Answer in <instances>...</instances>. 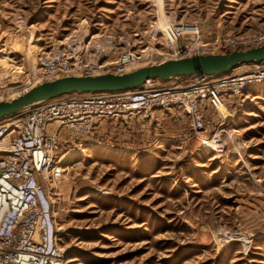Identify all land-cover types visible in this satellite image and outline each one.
Masks as SVG:
<instances>
[{
  "label": "rangeland",
  "instance_id": "obj_1",
  "mask_svg": "<svg viewBox=\"0 0 264 264\" xmlns=\"http://www.w3.org/2000/svg\"><path fill=\"white\" fill-rule=\"evenodd\" d=\"M179 23L211 44L250 36L264 31V0H0V79L56 47L86 46L105 67L127 47L153 49L151 65L178 59L161 54V34L174 42ZM223 113L238 133L221 153L162 113L63 131L51 199L67 264H264V87Z\"/></svg>",
  "mask_w": 264,
  "mask_h": 264
},
{
  "label": "built area",
  "instance_id": "obj_2",
  "mask_svg": "<svg viewBox=\"0 0 264 264\" xmlns=\"http://www.w3.org/2000/svg\"><path fill=\"white\" fill-rule=\"evenodd\" d=\"M168 25L182 45L172 47L170 43L174 45L176 37L170 42L161 34L163 50L167 51L161 54L169 57L226 54L264 44V31L211 44L201 39L196 24ZM85 50L86 46L56 47L37 56L28 63L24 78L0 79V102L59 78L95 76L96 72L123 75L153 64V49L137 51L127 47L110 67L101 65L99 57L86 59ZM258 87H264V62L238 67L223 76L147 81L135 91L67 95L34 104L1 121L0 264H67L58 244L51 199V184L63 174V131L88 134L107 122L151 120L155 113H162L186 124L188 133L198 142H212L218 147L213 153H221V137L231 139L238 133L235 128H225L230 116L223 112L230 100L239 103L248 90ZM5 140L7 145L3 144Z\"/></svg>",
  "mask_w": 264,
  "mask_h": 264
},
{
  "label": "water",
  "instance_id": "obj_3",
  "mask_svg": "<svg viewBox=\"0 0 264 264\" xmlns=\"http://www.w3.org/2000/svg\"><path fill=\"white\" fill-rule=\"evenodd\" d=\"M264 62V44L226 54H207L168 60L123 75L103 73L70 76L43 82L16 98L0 102V122L34 104L73 94H103L135 91L147 81L167 82L175 78L223 76L238 67Z\"/></svg>",
  "mask_w": 264,
  "mask_h": 264
},
{
  "label": "bare ground",
  "instance_id": "obj_4",
  "mask_svg": "<svg viewBox=\"0 0 264 264\" xmlns=\"http://www.w3.org/2000/svg\"><path fill=\"white\" fill-rule=\"evenodd\" d=\"M94 39V38H93ZM35 58H33V59H31V60H29L28 61V63H32V61L34 60ZM160 63V62H159ZM158 63V64H159ZM26 92V91H25ZM19 95H21V94H19ZM18 94L17 95H15V97H13L12 99H14V98H16L17 96H19ZM221 111L223 110V107H220L219 108ZM199 143V145L197 144V147L198 148H201L202 150H207V151H211V152H214L213 150H214V148H218V147H216V146H214L213 145V143L212 142H204V143H200V142H198ZM60 162H61V164H62V167L64 166V164H63V161L60 159ZM63 171V170H62Z\"/></svg>",
  "mask_w": 264,
  "mask_h": 264
}]
</instances>
